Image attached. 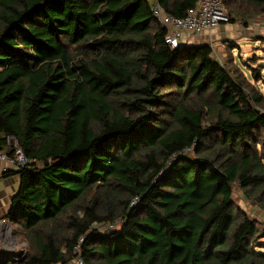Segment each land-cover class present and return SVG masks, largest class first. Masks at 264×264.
Instances as JSON below:
<instances>
[{
    "label": "trees",
    "instance_id": "obj_1",
    "mask_svg": "<svg viewBox=\"0 0 264 264\" xmlns=\"http://www.w3.org/2000/svg\"><path fill=\"white\" fill-rule=\"evenodd\" d=\"M154 1L0 0V149L32 160L2 174L26 250L0 264H264L234 200L237 184L264 201L260 70L171 48ZM157 1L183 17L198 0Z\"/></svg>",
    "mask_w": 264,
    "mask_h": 264
},
{
    "label": "rangeland",
    "instance_id": "obj_2",
    "mask_svg": "<svg viewBox=\"0 0 264 264\" xmlns=\"http://www.w3.org/2000/svg\"><path fill=\"white\" fill-rule=\"evenodd\" d=\"M242 7L245 10L248 9L246 4ZM228 11L231 13L229 9ZM249 13L247 11H244L242 15H237L235 12L231 13V22L221 24L213 29L212 33L207 36V43H210L216 49L217 55L222 58L232 54L248 76L251 73L250 68L259 69L262 79L256 84L264 91V12H258L253 16H249ZM221 27L228 30L226 34L220 33ZM184 34L188 35L187 33ZM234 200L255 218L261 227H264V201L256 199L255 201L248 197L237 184L234 189ZM262 241L264 242V239ZM19 242H23L20 237ZM24 248L26 250V246Z\"/></svg>",
    "mask_w": 264,
    "mask_h": 264
},
{
    "label": "built area",
    "instance_id": "obj_3",
    "mask_svg": "<svg viewBox=\"0 0 264 264\" xmlns=\"http://www.w3.org/2000/svg\"><path fill=\"white\" fill-rule=\"evenodd\" d=\"M153 15L167 30L165 34V42L171 48H178L183 44H187L184 38V33H187L190 38L200 36L211 32L213 29L219 27L221 24L230 23L232 18L224 8L222 0H198L194 7H191L185 16L176 17L166 12L159 1L153 2ZM9 145H12V152L6 153L0 149V174L11 170H19L23 166L32 162L27 158L22 148L16 140L8 138ZM7 222V219H3ZM104 229H114L117 224H95ZM84 238L80 239V242ZM22 255V254H20ZM19 255V256H20ZM18 256V255H17ZM15 257L18 259V257ZM70 264H86L82 257L78 256Z\"/></svg>",
    "mask_w": 264,
    "mask_h": 264
},
{
    "label": "crops",
    "instance_id": "obj_4",
    "mask_svg": "<svg viewBox=\"0 0 264 264\" xmlns=\"http://www.w3.org/2000/svg\"><path fill=\"white\" fill-rule=\"evenodd\" d=\"M228 30L220 28V33H227ZM212 33L208 32L200 36L191 37L189 35H183L190 44L207 43V36ZM195 38V39H194ZM19 189V176L2 177L0 174V252H3V256H19L25 250L26 244L19 242L15 227L11 224L7 217L10 210L11 199L13 195ZM3 219H7V222H3ZM24 245V246H23Z\"/></svg>",
    "mask_w": 264,
    "mask_h": 264
}]
</instances>
